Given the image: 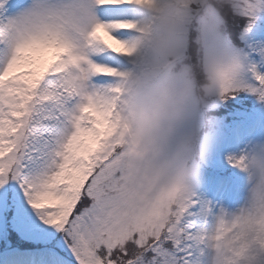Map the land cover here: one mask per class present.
<instances>
[{"label":"snow or ice","instance_id":"6c2138e0","mask_svg":"<svg viewBox=\"0 0 264 264\" xmlns=\"http://www.w3.org/2000/svg\"><path fill=\"white\" fill-rule=\"evenodd\" d=\"M149 2L0 0V187L19 184L75 264H264V184L235 212L217 209L121 132L117 81L143 30L134 8ZM217 7L215 18L245 17L249 31L264 0ZM223 43L233 50L226 31ZM237 59L221 100L264 101V73Z\"/></svg>","mask_w":264,"mask_h":264},{"label":"clouds","instance_id":"9594fccd","mask_svg":"<svg viewBox=\"0 0 264 264\" xmlns=\"http://www.w3.org/2000/svg\"><path fill=\"white\" fill-rule=\"evenodd\" d=\"M232 2L150 0L136 5L143 30L131 41L132 64L117 81L121 132L128 146L191 187L214 137L206 112L243 71L237 54L223 43L225 23L213 12V5L219 6L218 15ZM240 155L239 170L249 183L264 184V141L250 143Z\"/></svg>","mask_w":264,"mask_h":264},{"label":"rangeland","instance_id":"374dc122","mask_svg":"<svg viewBox=\"0 0 264 264\" xmlns=\"http://www.w3.org/2000/svg\"><path fill=\"white\" fill-rule=\"evenodd\" d=\"M230 17L240 29L238 44L229 41L231 47L246 64L253 63L264 73V10L258 11L249 31H245L247 18ZM226 103L230 108L225 109ZM206 117L212 118L214 137L193 188L217 209L235 212L246 204L251 184L246 173L231 167L226 157L239 156L250 143L264 141V101L240 91L214 99ZM0 264H75L65 233L44 222L15 181L0 187Z\"/></svg>","mask_w":264,"mask_h":264},{"label":"trees","instance_id":"16d2710c","mask_svg":"<svg viewBox=\"0 0 264 264\" xmlns=\"http://www.w3.org/2000/svg\"><path fill=\"white\" fill-rule=\"evenodd\" d=\"M239 26H241V24H239ZM240 31V29L238 28L236 22L234 21V19L232 17H229L228 21H227V26H226V33L227 36L229 38V40L232 43H236L238 44V40H237V36H238V32ZM228 108H230L229 103L225 104ZM14 235H16V233L13 231L12 232ZM21 246H23V244H21Z\"/></svg>","mask_w":264,"mask_h":264},{"label":"bare ground","instance_id":"6f19581e","mask_svg":"<svg viewBox=\"0 0 264 264\" xmlns=\"http://www.w3.org/2000/svg\"><path fill=\"white\" fill-rule=\"evenodd\" d=\"M205 185V182H202L201 186H204ZM21 188V187H20Z\"/></svg>","mask_w":264,"mask_h":264}]
</instances>
